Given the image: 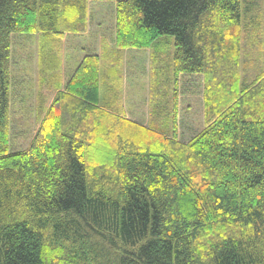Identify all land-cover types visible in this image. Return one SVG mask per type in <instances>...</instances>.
I'll return each instance as SVG.
<instances>
[{
  "label": "trees",
  "instance_id": "obj_1",
  "mask_svg": "<svg viewBox=\"0 0 264 264\" xmlns=\"http://www.w3.org/2000/svg\"><path fill=\"white\" fill-rule=\"evenodd\" d=\"M86 1L0 0V264H264V30L252 57L242 0H116L117 49L171 41L175 84L204 77L207 124L184 142L177 87L144 126L101 103L97 53L61 90ZM38 32L39 126L16 148L13 36Z\"/></svg>",
  "mask_w": 264,
  "mask_h": 264
},
{
  "label": "rangeland",
  "instance_id": "obj_2",
  "mask_svg": "<svg viewBox=\"0 0 264 264\" xmlns=\"http://www.w3.org/2000/svg\"><path fill=\"white\" fill-rule=\"evenodd\" d=\"M88 1H86V5L88 6ZM94 1V0H91ZM106 0H97L94 1L95 3H91L89 7H86V15L88 14V8L91 11L94 9H100L101 12L104 14L103 17V27L102 32L109 36V32L111 31L112 27V9L110 4L104 2ZM102 2V3H100ZM242 11L244 14V23L247 26L246 37L247 42L245 44V49L251 52L252 57H256L255 55L258 54L257 46L262 38L263 30H264V0H242ZM88 16V15H87ZM93 18V17H92ZM98 18L96 21H93L92 30L89 33V37L87 40L90 44H95L98 40V32L95 30V27L98 25ZM66 32H68L66 30ZM65 32V33H66ZM19 33H15L13 36V57H14V66H13V74H14V100L13 102V111H12V140L13 146L16 148H24L27 146L31 138L34 136L35 132L39 126V110H35L36 106L38 109V94L40 90V83H39V39L35 37L23 36ZM109 38V37H108ZM110 39V38H109ZM66 40V39H65ZM58 42L57 52L60 54L58 57L60 67L57 70L56 74L61 79V67H62V50L68 44H62V41ZM27 48L30 49V52H27L28 59L23 63H27L26 66L28 67L29 72L32 73L34 76H28V90L31 91L29 100H26L23 104H21L24 108V111H19L18 108V101H17V88L19 84L18 79V68H19V58L20 57V49ZM151 49V51H150ZM148 50H141L137 51V56L133 58L131 63V73L129 72L127 78L123 82L124 76L119 77V85L115 86L116 95L115 97L120 99L121 103L120 106H116L115 111L119 114H122L121 105L126 104L123 101L124 98L129 97L132 100L127 101V103H131L132 107L131 110H134L135 113L138 112L140 117H135L137 122L142 123L144 126H149L155 122V120H162L164 117H171L173 115L174 106H173V94L175 90L173 87H177V129H178V121L181 123L180 127L186 130V134L179 133V137L181 141H187L191 138L194 134L192 132L204 128L205 118H204V89H205V82L202 89L199 92L192 94V99L194 95H196L197 102L193 103L195 107V111L191 110L190 107V99L188 95V80L186 77H181L182 79L178 78L177 84L176 81L173 80V75L171 71V57H168L166 53L172 49V42L165 43L162 42L158 47H152ZM116 52L109 53L113 62L117 63V70L123 67L124 59H127L126 51L116 49ZM32 51V52H31ZM118 51L120 53H118ZM257 52V53H256ZM31 55V59L29 56ZM150 55V56H149ZM22 58L24 55H21ZM149 56V57H148ZM154 60V63H149V60ZM130 59V58H129ZM156 59V60H155ZM150 65L149 70L146 66ZM36 65L38 68V75H36ZM151 68V69H150ZM152 70L153 75L149 76V71ZM32 79H31V78ZM116 81H114L115 83ZM198 88V87H197ZM37 94V99H36ZM127 100V99H126ZM123 101V102H122ZM21 106V107H22ZM120 107V108H118ZM18 109V110H17ZM161 112V115L157 113ZM156 113V114H155ZM149 121V123H148ZM181 130V128H180ZM192 131V132H191Z\"/></svg>",
  "mask_w": 264,
  "mask_h": 264
},
{
  "label": "crops",
  "instance_id": "obj_3",
  "mask_svg": "<svg viewBox=\"0 0 264 264\" xmlns=\"http://www.w3.org/2000/svg\"><path fill=\"white\" fill-rule=\"evenodd\" d=\"M97 1V0H94ZM94 1L89 0L88 1V6L86 5V7H89L91 5V3H95ZM99 1V0H98ZM109 3H108V2ZM108 4H110L111 9H112V27H111V31L109 32V36H106L103 32H102V21H103V17L104 14L101 12L100 9H94V11H91L90 8H88V16L86 15V22L84 21L83 23V19L81 21V24L78 25H72L70 27H73V30H70L71 28H68L64 37L62 38V44H68L66 45V47L62 50V67H61V90H64L66 88V85L68 83V81L71 79V77L73 76V74L75 73V71L77 70L79 64L81 63L83 57L85 55H87L88 53H97L100 57H101V62H102V73H101V84H100V101L101 103L104 101H109L111 103V105L114 106H120L119 104L121 103L120 99L116 98V91H115V86L119 85V77L124 76L123 78V82L124 80L127 78L128 73H131V63L133 61V58H135V56H137V51H141V50H148L152 47L149 48H127L124 49L127 53V59H124L123 67H121V69L117 70V63L119 62H113L111 59V56L109 55V53H113L116 52L117 48H116V44H115V25H116V0H106L104 1ZM102 3V2H100ZM74 14V13H73ZM93 17V18H92ZM96 18H98V25L95 27V30H97L98 32V41L95 44H90L87 39L90 35V31L92 30V25H93V21H96ZM40 33H36L34 34V37L39 39ZM110 39H109V38ZM30 49L27 48H22L20 49V54L24 55V57L22 58V56L20 55L21 59L19 58V68H18V79H19V84H18V88H17V94H18V108L19 111H24L25 108L21 105L23 104L26 100H29L30 98V93L32 94V92H30V90H28V76H34L32 73L29 72L30 69H28V67L26 66L27 63H23L24 61H26L28 59L27 56V52ZM151 51V49H150ZM32 52V51H31ZM121 52V51H120ZM118 51V53H120ZM150 56V55H149ZM148 56V57H149ZM29 58L31 59V55L29 56ZM130 58V59H129ZM151 58V57H150ZM156 60V59H155ZM154 60H149V63H154ZM146 66V68L149 70L148 67H150V65ZM151 69V68H150ZM36 70L37 73L36 75H38V68L36 65ZM129 71V72H128ZM14 75V74H13ZM153 72L152 70L149 71V76H152ZM181 77H186L188 80V95H189V99H190V107L192 111H195V107L193 106L194 102H197L196 100V95H194L193 99H192V94L194 92L195 93H201L199 92V88L200 90L202 89L203 91V85H204V77L202 74H180L179 78L182 79ZM31 78V77H30ZM32 79V78H31ZM114 81H116L114 83ZM198 87V88H197ZM31 91H35V88ZM36 99H37V94H36ZM127 99V100H126ZM132 100L129 97H126L123 99L124 102H126V104H122L121 105V111H122V115H124L126 118L129 119H136L135 117H140L138 112L135 113L134 110H131V103H127V101ZM122 101V102H123ZM13 102H15L14 100V94L12 96V111H13ZM22 106V107H21ZM24 108V110L22 109ZM18 110V109H17ZM36 111L37 106H36ZM205 121V120H204ZM149 123V121H148ZM206 124V123H205ZM181 123L178 121V133L182 134H186V130L182 129V127H180ZM205 127V125H204ZM181 128V130H180ZM202 130V129H201ZM200 130V131H201ZM192 132V131H191ZM199 131L196 130L194 132H192L191 134H196ZM183 135V134H182Z\"/></svg>",
  "mask_w": 264,
  "mask_h": 264
}]
</instances>
